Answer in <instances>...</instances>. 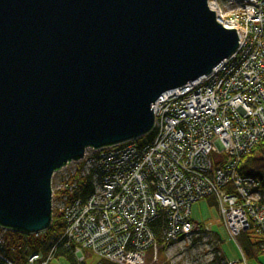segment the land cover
I'll list each match as a JSON object with an SVG mask.
<instances>
[{"label":"water","instance_id":"1","mask_svg":"<svg viewBox=\"0 0 264 264\" xmlns=\"http://www.w3.org/2000/svg\"><path fill=\"white\" fill-rule=\"evenodd\" d=\"M207 0H0V226L51 225L55 171L139 139L240 45Z\"/></svg>","mask_w":264,"mask_h":264},{"label":"built area","instance_id":"2","mask_svg":"<svg viewBox=\"0 0 264 264\" xmlns=\"http://www.w3.org/2000/svg\"><path fill=\"white\" fill-rule=\"evenodd\" d=\"M233 1L230 2V6ZM256 1L260 8H256L255 14L248 16L245 8H241L240 12L243 19L246 18L247 22L250 21L255 27L252 36L264 49V15L262 20L257 18L261 15V9L264 13V5L261 7L264 0ZM233 22L240 27L236 20ZM230 60L223 66L226 71L229 64L232 65ZM261 62L262 60L258 61ZM243 70L244 73H250L249 67H243L238 78L233 79L230 77L231 73L214 71L215 73L208 76L207 81L205 78L199 80L200 83L194 85L192 91L180 88L168 94L170 98H160L158 104L162 110L164 108L166 110H163L165 113L161 118V124L158 123L157 130H160V134L156 136V145L141 149L134 145L131 152L125 150L135 155L138 153L140 158L137 159L136 167L133 165L131 155L119 156L113 153V148L100 151L89 149L87 152H90V155L87 154L88 156L84 158V167L89 169L88 174L94 176L102 174L99 177L102 182L101 189L99 188L100 192L96 196L80 206L74 205L73 199L74 206L63 204L60 207L66 226L64 238H61L60 242H69L68 247L71 245L77 247L80 242H84V246L97 249L103 257L108 256L113 260V256H116L118 260L123 259L119 264H132L138 260L143 262L142 254L155 242V233L151 225L155 219L160 216L165 219L167 216L168 226L164 236L166 243L170 245L178 243L180 236L207 233L209 229L206 226L198 225L191 220V205L209 196H217L216 200L219 203L223 200L221 196L227 187L233 191L228 195L233 200L225 201L230 222L228 230L237 236L247 227L256 228L257 224L254 221L258 219L263 233L258 232L264 238L263 216L253 211L254 221L252 224L249 221L250 203L247 202L250 198V181L235 182L231 178L235 176H230L227 170L231 168V164H226L219 158L216 159L218 162L216 168L213 158H210L218 150L217 143L224 142L226 149H235L234 138L237 134L244 136L249 131L253 133L251 138L260 137L255 135L256 130L253 132L256 125L253 123L250 125V121L246 123L238 118L237 114L246 115V112H239L242 107L234 108L231 104L233 95L238 97L239 102H244L245 95H250L245 91L246 84L240 79ZM176 98L180 105H175ZM185 100H189L188 106L185 105ZM193 101L197 104L193 105ZM161 109L158 110L161 112ZM229 111L232 112V117ZM212 112L218 116L220 124L212 128L215 137L205 122L213 117L210 115ZM236 119L239 120L240 126ZM197 131L200 134L194 136ZM254 141L251 140L252 143ZM173 146L175 149L172 154L169 148ZM155 153L157 155L153 160ZM92 154L99 156L90 160ZM167 179L169 183L165 182ZM102 240L107 244V248L102 249ZM99 242L102 244H98ZM74 252L78 257L76 251ZM33 258L38 264H47L48 261L40 263L38 255Z\"/></svg>","mask_w":264,"mask_h":264},{"label":"rangeland","instance_id":"3","mask_svg":"<svg viewBox=\"0 0 264 264\" xmlns=\"http://www.w3.org/2000/svg\"><path fill=\"white\" fill-rule=\"evenodd\" d=\"M219 3L220 12H222V17H226V24L224 26H235L236 23L233 22V20H236L237 23L240 25L242 31H240L238 35L239 40L238 43L240 44L237 49L229 56L231 59L229 64L228 70L226 71V74H230V77L238 78L240 71L243 67H249L250 73H244L241 75V82L246 84L245 91L246 93H249V96L245 95L244 102H239L238 97L234 96L231 97V104L234 108L242 107L240 108L239 112H246V115L243 113V116L238 115V118H240L241 121L249 123L250 125L253 123L255 128L253 129V132L255 130L257 131L255 135H259V138L253 139L252 134L249 131L245 133L244 136H239L238 134L235 136L234 141L236 148H225V143H217L218 150L215 152V155H211L210 158H213L215 161L216 159L222 158L223 162L226 164H231V168H227V170L230 172V176L234 175L235 178L231 177L235 182H241V183H249L250 181V198L247 203H250V211H249V218L250 223L252 224L254 221V218L252 214L254 212H258V214L263 216L264 219V187L260 186L259 181L253 177V176H244L240 170L241 168V162L243 161V158L249 154H252V151L256 148L257 145L264 142V49L262 46H259L258 41H256L255 38H253L252 34L255 31L252 26V23L247 22L246 19H243L240 9H237L238 1L236 0H217ZM232 2V5L230 6V2ZM263 1V0H262ZM264 3V2H262ZM264 5V4H262ZM236 7V8H235ZM230 9L233 11V15L229 16L230 13H226V11H230ZM229 24V25H228ZM238 26V25H236ZM261 49V50H259ZM258 51V52H256ZM236 60V61H235ZM259 60H262L261 63H258ZM246 76V78H245ZM230 79V80H232ZM246 80V82H245ZM238 81V80H237ZM242 83H239L242 84ZM243 85V84H242ZM179 89V88H178ZM241 89V87H239ZM175 90H171V92H175ZM169 92V91H168ZM168 92L166 94H168ZM159 101L157 100L155 102V105L157 106V103ZM248 104V105H246ZM163 110L161 109V112ZM233 111V110H232ZM230 112V111H229ZM211 119H207L205 122L208 124V127L212 130L213 136L215 137V131L212 129L213 127L219 126V122L217 119V115H214V113H210ZM230 117H232V112L229 113ZM236 121L240 122L238 119ZM159 124H161V119L157 120ZM204 125V124H203ZM206 126V125H205ZM183 129L184 127H180ZM160 134V130H157V127L153 125V128L150 132H148L145 136L136 139L131 140L127 142H123L120 144H116L111 146L113 148V153H117L119 156H132L133 158V165L136 167L138 165L137 159H139V155L136 152L135 154L126 152L129 150L131 152V147L136 145L138 148H147L156 145V136ZM200 132L197 131L195 135H199ZM219 135L217 136V138ZM240 137H243L240 138ZM250 138V139H249ZM219 139V138H218ZM251 140H255L253 143ZM250 143H249V142ZM215 144V143H214ZM185 148V146H184ZM170 151L173 154V151L175 147L169 148ZM126 150V151H125ZM178 151V150H177ZM156 152V151H155ZM157 153V152H156ZM154 154L152 159L154 160L156 158L157 154ZM90 155V152L86 153V155L76 162L81 164V166H85L84 158L88 155ZM150 161V160H149ZM150 164V163H149ZM215 164V162H214ZM216 165V164H215ZM67 166V167H66ZM76 167V163L73 162L69 166L68 164L62 167V171L54 176L52 179L51 187L53 189V192H55V189H58L61 193L58 195L59 200L60 195L63 194L65 191H70L71 184L67 181H71V175L74 172ZM86 167L88 165L86 164ZM218 166L216 165V168ZM62 176V177H61ZM102 176V174H88L85 172V175H81V182L84 185L85 182H88L90 185H92L97 193L100 192L99 188L102 185L101 179L99 178ZM64 177V179H62ZM165 180V182H167ZM169 183V181L167 182ZM229 183V182H228ZM101 189V188H100ZM233 191L229 189L228 187L225 188V193L221 197L223 200H220L218 203V210L217 208L210 205L208 198H205L203 200L195 202L191 205V215L193 220L196 224H205L206 227L209 229L207 233H204L202 235H191L188 234L186 236H180V241L176 244L170 245L166 243L164 240L165 236L164 233L167 232V226H168V220L167 216L165 219L160 216L158 219H155L153 223H151L152 228L156 223L159 221L163 222V244L162 247L158 244L156 234L154 236L155 242L154 244L149 248H147L144 251V254H142L143 262L141 261H135L132 264H214L215 258H221L223 261L222 264H264L263 257L260 258V263L250 261L249 259L245 258V254L243 251L242 246L238 242L241 234L235 236L232 234L228 229H230V222L229 218L227 217V211L228 207L225 203L226 200L230 201L233 200L232 197H228L230 193ZM149 195H151L149 193ZM229 199H227V197ZM148 199H151V197H148ZM210 199V198H209ZM240 202V201H238ZM242 202V201H241ZM240 202V203H241ZM59 201L54 200L53 201V208L57 209V214L62 215V211H60ZM254 211V212H253ZM252 216V217H251ZM63 219V217H62ZM248 219V218H247ZM64 222V219H63ZM257 227L254 228L255 234L259 235L260 237V243L264 244V238L263 236L258 232L261 231V225L259 223V220H255ZM65 227H63V230H65ZM45 232V231H44ZM246 232V231H245ZM262 232V231H261ZM155 233V232H154ZM263 233V232H262ZM42 234L39 233V235ZM38 235V234H36ZM62 234H60L59 238L57 239V245L53 247V249L50 250L48 255L43 254L42 252H39L40 255L43 258H48L47 264H72L70 261H68L65 258H58L54 254V250H57L56 248L60 247V240L62 238ZM3 243L4 245V239H3V233H0V246ZM103 248H107V244L104 243V240H102ZM102 242H99L98 244H102ZM69 243V242H68ZM67 241L62 242V246L66 249L72 250L74 254V260L76 261L75 264H99L102 262H114L115 264H119L121 260L123 259H117L116 256H113V260L110 259L108 256H101L100 251H97V249H94L93 247L84 246V242H80L77 247L74 245H71L68 247ZM260 244V245H261ZM165 246V250L163 253H160L159 250ZM75 249V250H74ZM96 250V251H95ZM77 253L78 257L75 256V252ZM152 254V255H150ZM103 255V254H102ZM34 254L27 258V264H38V261L35 260L33 257ZM243 257L245 258L243 260ZM108 258V259H106ZM84 260V262H80V260ZM0 261L4 262L5 264H12L11 262L4 259V257L0 254ZM46 263V262H45ZM126 263V261L124 262Z\"/></svg>","mask_w":264,"mask_h":264},{"label":"trees","instance_id":"4","mask_svg":"<svg viewBox=\"0 0 264 264\" xmlns=\"http://www.w3.org/2000/svg\"><path fill=\"white\" fill-rule=\"evenodd\" d=\"M240 170L244 176L255 177L259 181L260 186L264 187V142L257 145L252 151V154L243 158ZM75 180L79 181V177ZM208 200L210 205L218 210L217 200L216 202L214 199L208 198ZM63 227L64 224L62 215L58 213L53 216L50 227L40 235L26 234L13 230L3 232L0 229V233H3L4 239V245L2 243L0 246V254L5 260L11 262L12 264H27V258L33 254L42 252L43 254L48 255L50 250L53 248L52 245L57 242V239L62 233ZM153 231L156 234L158 244L162 247L163 222L159 221L156 223L153 227ZM254 231L255 230L251 227L248 231L243 232L238 242L243 248L246 259L260 263V258L262 256L260 237L259 235H256ZM165 249V246H163V248L159 250V255L160 253L166 251ZM54 254L58 258L67 259L72 264H75L76 262L74 260L75 257L73 251L66 249L63 246L58 247ZM221 261H223L221 258L216 257L214 264H222ZM0 264L5 263L0 261Z\"/></svg>","mask_w":264,"mask_h":264},{"label":"bare ground","instance_id":"5","mask_svg":"<svg viewBox=\"0 0 264 264\" xmlns=\"http://www.w3.org/2000/svg\"><path fill=\"white\" fill-rule=\"evenodd\" d=\"M208 2H207V4H208V6H209V8L212 10V11H214L215 12V15H216V21L218 22V23H221L223 26H224V24H226V17H222V12H220L221 10H220V8H219V3H218V1L217 0H207ZM244 0H238V6H237V9L239 8V9H241V8H245V10H246V14L248 15V16H250V15H253V13L255 14L256 13V8H260V7H258V5H257V1L256 0H245L244 2H243ZM246 3V4H245ZM242 4H244V6L242 5ZM242 5V6H241ZM246 6V7H245ZM261 7H262V4H261ZM236 8V7H235ZM226 13H230V15L229 16H232L233 14V12H232V10L230 9V11L228 10V11H226ZM261 15H258L257 16V18L258 19H260V20H262L263 18H262V16L264 15V13H263V11H262V9H261ZM246 19V18H245ZM229 25V24H228ZM224 27H226V28H231V26H224ZM232 28H234V29H236V32H237V34H239L240 33V31H242L243 29H241V27H238V26H232ZM258 28V27H257ZM243 32V31H242ZM231 57V56H230ZM230 57H228V58H226V59H224V60H222L216 67H214L213 68V72L214 71H217V70H221L223 73H226V69L224 68L223 69V66H224V64L226 63V62H228L230 59ZM228 65V64H227ZM212 72V73H213ZM211 73V74H212ZM215 73V72H214ZM210 74V75H211ZM210 75H204V76H202V77H200V78H198L197 80H195V81H193V82H189V83H187L185 86H182L181 88L182 89H184V90H190V91H192L193 89H194V85H197V84H199L200 83V81L199 80H201V79H203V78H205V80L207 81L208 80V76H210ZM180 89V88H179ZM170 93H172L171 91H169L168 92V94H170ZM168 94H166V93H163L161 96H160V98L161 99H164V98H168L169 96H168ZM160 98L158 99V101L160 100ZM170 98V97H169ZM174 102H175V105H180L181 103L180 102H178V99L176 98V99H174ZM155 104V103H154ZM158 104V103H157ZM188 104H189V100H185V105L186 106H188ZM197 103H195L194 101H193V105H196ZM165 107H166V105H165ZM158 109H161V105L160 104H158V106H156V105H154V114H155V118H154V125L158 128V122H156L157 120H159V119H161V118H163V115H164V113H165V111L163 112H160ZM163 110H166L165 108L163 109ZM113 146V145H112ZM109 148H112L111 146H104V148H101V149H109ZM89 149H91V148H87L86 149V151H85V154H84V156L86 155V153H87V151H89ZM92 149H94V148H92ZM101 149H95V150H98V151H100ZM99 155L98 154H92L90 157H89V159L90 160H93V159H96L97 157H98ZM73 162H75L76 163V167H75V170H74V172L72 173V175H71V182H70V184H71V187L69 188L70 189V191H65L63 194H61L59 197H60V199H61V201L59 200V198H58V195L61 193L58 189H55V192H53V189H52V187H51V191H52V199H51V203H52V208H51V217H52V219H53V216L55 215V214H57V212H56V210L57 209H55V208H53V201L54 200H58L60 203H59V206H61L62 204H66L67 206H69V207H71L72 205H73V202H72V200L73 199H75V202H74V205H76V206H80V205H82V204H84L85 202H87L88 200H90V199H92L94 196H96L98 193L94 190L95 188L92 186V185H90L88 182H85V184L83 185L82 184V182H81V175H85V172H87V170H89L88 168H85L84 166L82 167L81 166V164H77V162L75 161V160H73V161H71V162H69L68 163V165L70 166L71 165V163H73ZM215 162V164L216 165H218V162L215 160L214 161ZM62 171V168L60 169V170H58V171H55L54 173H53V175H52V179L54 178V176L56 175V174H58V173H60ZM62 177V176H61ZM77 177H79V181H76L75 179L77 178ZM62 179H64V177L62 178ZM51 184H52V180H51ZM209 198L210 199H214L215 200V202H216V199H217V196H209ZM205 199V198H204ZM203 200V199H202ZM82 202V203H81ZM218 203V202H217ZM73 205V206H74ZM62 217H63V215H62ZM51 222H52V220H51ZM63 224H64V226H65V222H63ZM200 225H202V226H207V225H205V224H200ZM0 229L4 232V231H11V229H6V228H3V227H1L0 226ZM249 230V228L247 227V229L246 230H244L243 232H245V231H248ZM14 231V230H13ZM242 231V230H241ZM64 232V230L62 231V233ZM43 233V232H42ZM61 233V234H62ZM26 234H28V233H26ZM62 238H64V233H63V235H62ZM164 240H165V238H164ZM57 245V243H54L53 245H52V247H55ZM60 246H62V243H60ZM56 249H58V248H56ZM261 251H262V256L261 257H263V259H264V244H261ZM34 255H38V256H40V260H39V262L40 263H42V262H45V261H47V259L48 258H43L41 255H40V253H37V254H34ZM38 259H39V257H38ZM245 258L243 257V260H244ZM99 264H115L114 262H112V261H110V262H107V263H105V262H102V263H99ZM230 264V263H229Z\"/></svg>","mask_w":264,"mask_h":264}]
</instances>
